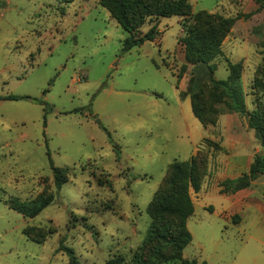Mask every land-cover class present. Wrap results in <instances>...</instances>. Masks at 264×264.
<instances>
[{
    "label": "rangeland",
    "instance_id": "1",
    "mask_svg": "<svg viewBox=\"0 0 264 264\" xmlns=\"http://www.w3.org/2000/svg\"><path fill=\"white\" fill-rule=\"evenodd\" d=\"M190 3L194 14L238 18L215 77L241 65L248 112L264 124V10L253 0ZM156 22L155 42L124 53L128 34L99 0H0V264H68L62 247L80 264H264V175L236 196L220 192L239 156L264 155L260 138L208 88L194 103L199 122L186 95L193 68L178 80L186 23ZM197 155L191 242L147 244L152 228L180 237L176 215L154 221L149 207L170 166ZM50 160L67 170L59 193ZM43 194L55 199L36 218L11 206Z\"/></svg>",
    "mask_w": 264,
    "mask_h": 264
},
{
    "label": "trees",
    "instance_id": "2",
    "mask_svg": "<svg viewBox=\"0 0 264 264\" xmlns=\"http://www.w3.org/2000/svg\"><path fill=\"white\" fill-rule=\"evenodd\" d=\"M75 0H67L72 3ZM258 5V10H264V0H253ZM99 4L111 15V18L128 34L124 41L123 52L127 53L145 43L155 42L160 36L158 23L160 19L179 18L185 21V36L178 40V45L184 49L186 65L182 67L178 80L186 73V67L191 66L192 77L189 82V91L192 112L201 124V117L195 110V101L201 97L206 88L213 90L227 99V107L230 112L249 116L248 126L257 133L261 146L264 149V124L255 114H249L245 94L242 88V66L228 64V77L225 81L217 80L215 61L223 56L222 47L225 40L232 33L238 18H226L218 14L201 11L193 13L190 0H99ZM149 25L147 33L142 29ZM183 95V94H181ZM6 100H18L9 97ZM45 107V121L48 115ZM111 139V135L109 134ZM117 159L120 149H115ZM203 157L197 155L190 161L175 162L168 169V175L163 181L160 191L154 202L149 207L153 220L164 214L176 215L179 219L178 231L180 237L169 238L161 235L159 231L152 228L148 231L146 243L151 244L163 241L175 244L182 251L190 242L191 236L186 228V222L194 214V207L190 190L195 193L200 191L199 173L203 172ZM51 169L54 174L56 191L59 193L68 182L67 170L54 167L50 160ZM264 175V155L255 156L249 171L238 178L228 179L221 184V193L224 195H235L246 189H250L255 181ZM55 197L43 194L37 202L20 203L14 201L12 208L25 218H36L43 210L48 208ZM61 250L69 257L68 264H80L74 251L62 247ZM113 264V263H110ZM182 264H199L196 261H184Z\"/></svg>",
    "mask_w": 264,
    "mask_h": 264
},
{
    "label": "crops",
    "instance_id": "3",
    "mask_svg": "<svg viewBox=\"0 0 264 264\" xmlns=\"http://www.w3.org/2000/svg\"><path fill=\"white\" fill-rule=\"evenodd\" d=\"M159 27V26H158ZM232 32H233V30H232ZM161 33V32H160ZM229 39V38H228ZM231 39V38H230ZM190 102H191V100H190ZM192 107V106H191ZM224 147H226V145L224 144ZM242 148H243V146H241ZM236 148V147H235ZM252 153L255 155V153H258V151H256L255 149H253L252 150ZM250 154H251V152L249 153L248 152V154H246V157H244L242 160L240 159V157L241 156H239V160L237 161V164H236V166H237V168H240V172H244L243 174H246V173H248V171H249V168H250V165L252 164V162H253V159H254V155H253V157H252V155L250 156ZM238 173V175H237V178L238 177H240L241 175H243L242 173ZM242 192H239V193H237L236 195H238V194H241ZM236 195H234V196H236Z\"/></svg>",
    "mask_w": 264,
    "mask_h": 264
},
{
    "label": "water",
    "instance_id": "4",
    "mask_svg": "<svg viewBox=\"0 0 264 264\" xmlns=\"http://www.w3.org/2000/svg\"><path fill=\"white\" fill-rule=\"evenodd\" d=\"M247 120H248V118H247Z\"/></svg>",
    "mask_w": 264,
    "mask_h": 264
}]
</instances>
